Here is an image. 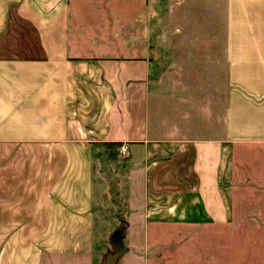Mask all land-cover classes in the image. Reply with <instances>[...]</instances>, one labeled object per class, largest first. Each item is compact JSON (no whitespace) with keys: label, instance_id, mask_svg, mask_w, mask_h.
<instances>
[{"label":"crops","instance_id":"0c3cea01","mask_svg":"<svg viewBox=\"0 0 264 264\" xmlns=\"http://www.w3.org/2000/svg\"><path fill=\"white\" fill-rule=\"evenodd\" d=\"M112 1L0 0V264H66L73 246L87 255L88 245L50 235L75 228L76 170H91L88 197L95 175L78 154L100 146H126L123 163L139 180L128 228L141 238L122 258L149 262V236L162 217L233 221L232 186L244 180L238 153L264 145V0H184L199 12L209 1L223 18V35L202 39L215 43L225 75L211 117L187 137L171 127L161 133L151 120L156 0H141L134 13ZM84 2L95 7L92 24L80 16Z\"/></svg>","mask_w":264,"mask_h":264},{"label":"rangeland","instance_id":"374dc122","mask_svg":"<svg viewBox=\"0 0 264 264\" xmlns=\"http://www.w3.org/2000/svg\"><path fill=\"white\" fill-rule=\"evenodd\" d=\"M140 1L113 0L112 4L134 13ZM201 4L204 7L199 12L196 2L156 0L150 10V44L157 52V69L151 81V120L161 127V133L171 127L181 137L194 134L211 117L212 105L217 104V96L224 89L223 59L215 52L213 41L202 39L223 35V18L211 9L209 1ZM95 11L85 3L80 16L92 24L98 17ZM123 157L121 148L112 152L103 146L93 153L82 150L78 154L77 161L94 163L92 196L83 192L90 183L91 170L78 168L73 183L78 190L72 199L75 228L69 232L61 228L50 235V241L88 245L87 255L79 254V248L73 246L75 250L67 252L61 263L101 264L116 250L111 243L113 236L122 238L126 246L138 245L141 236L133 233L136 227L132 231L128 228V215L132 199L139 195V180L126 170ZM236 169L244 180L237 178L232 186L235 200L231 223L197 226L162 217L149 236V262L129 254L117 264H264V145H251L238 153ZM85 202L91 203L87 224L80 211ZM46 264L54 263L51 259Z\"/></svg>","mask_w":264,"mask_h":264},{"label":"water","instance_id":"95a60500","mask_svg":"<svg viewBox=\"0 0 264 264\" xmlns=\"http://www.w3.org/2000/svg\"><path fill=\"white\" fill-rule=\"evenodd\" d=\"M155 54H157L155 52ZM111 243L116 247L114 252L108 253L101 264H117L118 260L128 251V247L123 243L122 238L111 237Z\"/></svg>","mask_w":264,"mask_h":264},{"label":"built area","instance_id":"2783aa9c","mask_svg":"<svg viewBox=\"0 0 264 264\" xmlns=\"http://www.w3.org/2000/svg\"><path fill=\"white\" fill-rule=\"evenodd\" d=\"M127 147L126 146H121V152L126 154Z\"/></svg>","mask_w":264,"mask_h":264},{"label":"trees","instance_id":"16d2710c","mask_svg":"<svg viewBox=\"0 0 264 264\" xmlns=\"http://www.w3.org/2000/svg\"><path fill=\"white\" fill-rule=\"evenodd\" d=\"M116 248V247H115Z\"/></svg>","mask_w":264,"mask_h":264}]
</instances>
